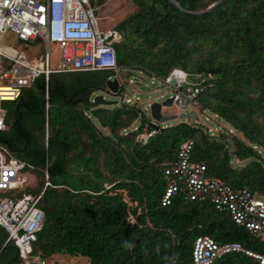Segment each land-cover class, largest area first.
<instances>
[{
  "label": "trees",
  "instance_id": "obj_1",
  "mask_svg": "<svg viewBox=\"0 0 264 264\" xmlns=\"http://www.w3.org/2000/svg\"><path fill=\"white\" fill-rule=\"evenodd\" d=\"M104 1L89 0V5L96 13L94 6ZM127 1L134 10L112 28L120 35L114 45L117 72L140 71L144 78L163 80L180 70L194 79L190 87L198 89L202 111L228 129L221 127L225 134L214 137L185 124L153 131L135 124L141 112L132 107L74 101L85 92L105 90L112 71L38 77L17 100L1 104L0 140L31 166L25 170L32 181L15 195H38L44 170L48 177L38 202L44 222L31 255L42 261L81 257L86 264H191L198 236L263 253L264 241L208 200L176 198L162 206L160 199L162 169L190 139V159L204 165L205 176L248 188L264 202V0ZM142 131L153 132L145 142L136 139ZM233 159L245 163L233 166ZM5 238L0 229V264H23ZM213 264L257 262L231 253Z\"/></svg>",
  "mask_w": 264,
  "mask_h": 264
},
{
  "label": "built area",
  "instance_id": "obj_2",
  "mask_svg": "<svg viewBox=\"0 0 264 264\" xmlns=\"http://www.w3.org/2000/svg\"><path fill=\"white\" fill-rule=\"evenodd\" d=\"M120 40L115 29H101L95 10L89 0H0V132L4 130V101H15L22 89L29 88L40 76L46 81L49 75L79 72L112 71L116 78L117 66L114 45ZM43 49L42 53L32 48ZM60 51V61L51 65L49 48ZM136 82L144 79L140 71L135 73ZM184 73L173 70L165 79L148 78V84H158L168 89L172 104L181 109L191 106L201 113V104L196 98L197 88H183ZM118 82V80H117ZM135 90V81L129 78L120 87ZM139 98L123 95L120 105H130L139 110ZM45 110L47 109L46 101ZM207 121L211 119L206 116ZM220 126L206 129L210 137L223 133ZM133 131L137 127L132 128ZM123 133L125 131L123 130ZM153 132L142 131L136 139L145 142ZM228 133L231 134L230 131ZM46 141V129L45 139ZM193 143L184 140L175 159L162 169L164 189L160 199L162 206L174 199L184 202L208 200L215 211L229 215L233 223L242 227L255 240L264 241V202L248 188H232L221 181L205 176V167L191 161ZM30 165L15 158L8 148L0 143V229L6 234L5 243L11 242L17 249L23 264H45L31 255V244L40 231L44 214L38 208L43 190L49 185L43 171L44 186L38 195L15 192L32 181L25 170ZM2 195V196H1ZM5 195V196H4ZM132 223V220H129ZM1 249V247H0ZM241 253L264 264V252L243 248L237 242L218 243L208 236H198L191 248V264H213L221 257Z\"/></svg>",
  "mask_w": 264,
  "mask_h": 264
},
{
  "label": "rangeland",
  "instance_id": "obj_3",
  "mask_svg": "<svg viewBox=\"0 0 264 264\" xmlns=\"http://www.w3.org/2000/svg\"><path fill=\"white\" fill-rule=\"evenodd\" d=\"M94 8H96L95 16L98 19V27L101 29L114 28L116 24H118L122 19H124L128 14L132 13V11L134 10V7L127 0H107L104 1L101 7L94 6ZM37 50L39 53L43 52V49L41 47H39L38 49L32 48V52H36ZM49 51H50L49 52L50 63L51 65L56 66L60 61V51L54 47H50ZM116 78L119 82V85H124L129 78H133L136 84L135 90L130 91L126 89L124 86L123 91L118 95H111L105 93L102 90H97L92 93L90 100H92L94 96L99 95L102 96L105 101L115 102L117 106H120V97H123L124 94L127 96H136L139 98V102H138L139 107L140 109L143 110H141L140 111L141 113L138 114V116L135 118V124L139 125L140 123H144L149 125L150 123H153V121L149 116V105L154 102L157 103L163 102L171 95V92L168 89H165L156 83L154 84V86L149 85L148 84L149 80L147 78L142 79V81L139 80V82H136L138 80L137 75L135 73H129L125 70H120L119 72H117ZM183 78H184L183 88L190 87V84H192L194 79L191 78L188 79V77H186L185 74L183 75ZM125 106L133 107L130 105H125ZM160 113L162 115L176 116L174 120L159 124L158 126L161 129L171 128L179 124L199 127L204 132H206V129H214L217 126H220L223 129H228V126L220 119L215 117L213 118L206 112L201 113L191 106H188L186 109H181L177 105L171 104L170 107H162ZM191 114H194L196 116V119L189 118V115ZM206 116H208L211 119V121H207L205 119ZM95 125L102 134L107 135V131L105 129H101L97 125V123ZM222 128H220V130ZM237 136L239 135L237 134ZM226 147L228 151H231V148L229 150L230 144H228V146ZM231 162L233 166H241L245 163L244 161H239L237 159H233L231 160ZM45 264H86V260L81 257L56 255L46 260Z\"/></svg>",
  "mask_w": 264,
  "mask_h": 264
},
{
  "label": "water",
  "instance_id": "obj_4",
  "mask_svg": "<svg viewBox=\"0 0 264 264\" xmlns=\"http://www.w3.org/2000/svg\"><path fill=\"white\" fill-rule=\"evenodd\" d=\"M216 4L217 3L211 5L206 10L211 9ZM104 86H105V90H103V91L105 93H108V94H111V95H116L117 90H118V82H117V80L115 78H113L111 80L110 79L106 80L104 82ZM91 95H92V93L85 92L82 95L78 96L74 101L76 103L90 102V104L92 106H95V107L96 106H114L116 104L115 102L105 101L103 99V97L99 96V95L94 96L92 98V100L89 101L90 98H91ZM43 103H44V101L41 103V105ZM17 104L19 106L25 107V105L21 101H18ZM171 104H172L171 98H167L161 103L154 102V103H151L149 105V116H150L151 120L153 121V123H150L149 126H150V128L153 131L157 129L159 124L174 120L176 118L175 115H162L160 113V110H161L162 107H170ZM189 118L196 119V116L194 114H191V115H189ZM0 143L5 145V143H3L2 141H0Z\"/></svg>",
  "mask_w": 264,
  "mask_h": 264
},
{
  "label": "flooded vegetation",
  "instance_id": "obj_5",
  "mask_svg": "<svg viewBox=\"0 0 264 264\" xmlns=\"http://www.w3.org/2000/svg\"><path fill=\"white\" fill-rule=\"evenodd\" d=\"M1 141V140H0ZM16 151H20V149H15Z\"/></svg>",
  "mask_w": 264,
  "mask_h": 264
}]
</instances>
